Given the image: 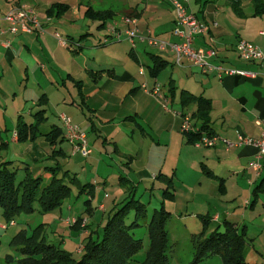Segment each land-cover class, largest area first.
<instances>
[{
  "label": "rangeland",
  "instance_id": "1",
  "mask_svg": "<svg viewBox=\"0 0 264 264\" xmlns=\"http://www.w3.org/2000/svg\"><path fill=\"white\" fill-rule=\"evenodd\" d=\"M107 1L105 6H97V8L115 7L117 11L121 9L118 5L116 6L120 0ZM31 3L29 0L22 4L35 8V2L33 5ZM219 3L225 6L226 0H219ZM243 4L245 10H253L252 0H243ZM53 5L39 4L38 11L35 8L40 21H45L49 16L53 18L52 25L50 28L47 27L50 30L47 29L48 31L45 32L54 36L58 42H60L59 39L68 41V45L70 42L67 34H71L68 30H72L76 38L83 33L84 38L88 37L90 40L86 41V47L82 50L84 55L91 60L90 64L94 65L95 71L104 69L109 62L102 55L107 46L111 44L129 46L126 41L129 39L124 27L122 28L124 38L115 39L111 35L113 32L110 25L105 28L101 25L102 21L99 24L98 21L86 18L81 22L70 21L63 17L58 18L56 14L60 9H54ZM254 16L260 17V15ZM91 29L94 34H87V31ZM55 32L59 34V37L54 34ZM138 36L135 39L136 44L143 43ZM106 39H109V42H106ZM23 40H26V36H23ZM20 41V47H17L18 51L12 66L3 62L0 57V161H7V159L12 161L11 168L18 169L17 181L23 179L27 171L34 176H42V186L47 185L51 180L52 170L50 169V171L49 167H57L56 175L59 177H62L68 170L70 173L65 182L72 188L62 202L51 210L40 211L38 203L35 202V212L20 213L14 217L16 225H10V221L4 216L0 206V264H16L15 261L8 263L5 260L9 254L18 257L16 248L11 246L12 237L20 229L25 228L27 232L31 233L37 226L44 227L43 236L47 242L54 243L79 258L90 230L94 231L93 235L97 238L109 216L131 197L147 205V216L145 220H140V226L132 229L136 238L143 239V248L134 256L130 264H139V261L144 259L149 245L147 224L151 221L154 210L162 208L163 212L169 211L172 214L166 226L170 233L171 251H168V254L171 264H188L192 260L193 249L189 236L192 232L201 231L203 221L200 219L211 217L209 230L213 231L218 227L219 231H224L226 210L232 215L229 219L240 221L234 223L240 232L246 231L244 260L248 264H264V191L257 189L258 193L255 194L256 185L252 194L249 191L250 194L248 193V197L245 198V196H236L234 190L226 189L223 186V179L220 180L217 177L218 183L220 184L221 181L222 184L220 186L215 184L213 179L205 175L200 165L201 157L195 150L180 155V149H178L176 154H173L174 156H150L147 161L133 162V158L124 153L135 149L134 142L139 138L136 126H127L126 123L129 122L127 119L105 121L103 124L101 121H97V117L105 120L100 116H96L93 120L88 119L87 124L80 127V130L86 134L87 146L91 149L88 155H84L82 151H75L68 140L45 144L38 140L36 142L43 155L34 158L26 151L30 141L13 142L12 136L19 120L29 123L36 122L35 114L39 110V106L45 105L46 109L43 114L47 118L39 124L38 138H44L42 133L48 132L54 123L59 124L64 134H67L66 124L60 118L61 114L68 115L73 123H79L78 125L82 124L81 120H87L86 117L94 114L89 108L88 102H84V95H82V102L81 98L77 97L75 104L62 105L64 94L71 97L67 87L80 91L79 83L74 86V82L70 80L66 85L64 84L68 73L62 72V75L56 73L54 77L57 82L51 83L45 74L49 70L57 72L58 70L54 68L43 69L37 64L36 75L33 74L32 68H28L26 71L25 61L27 59L35 61L36 56L42 52H40V44L33 45L27 40L26 42L30 44V49H27L23 46L22 37H20ZM79 44L80 42H74L70 49L72 51L78 49ZM145 44L147 43L145 42ZM21 47L23 51H21ZM142 48L146 52L145 48L147 47L142 46ZM147 49L148 52L160 53L158 47L151 46ZM161 53L170 55L169 50ZM94 56L96 57L94 58L95 62H92ZM75 57H78V54ZM144 58L142 66L148 72V66H151L152 62L147 54L144 55ZM177 70L176 66L170 64L159 78L168 83L170 71H174L173 77L179 78L176 74ZM82 72L84 75L88 74L84 68ZM196 72L199 77H202L199 71ZM44 92L48 93L50 99L47 98L44 105H41L40 99ZM89 122L90 124H88ZM181 130L185 134H190L189 131L193 130V126L188 131L181 126ZM199 140H195L194 146L209 147L204 144H196ZM6 142H9V145H6ZM142 169L147 170L150 175L140 172ZM75 175L78 180L73 183L69 178ZM131 193L132 196H130ZM245 201L250 204L248 205V202L245 204ZM101 203H105L106 212L96 211ZM253 204L255 205L252 206ZM214 213L220 215V220H212L215 216ZM78 217L87 220V229L74 227L73 222H67L68 218L73 220ZM138 217V208L131 207L126 214V223L130 224ZM2 225H7L8 228L4 229ZM202 264H222V260L219 255H216L207 263Z\"/></svg>",
  "mask_w": 264,
  "mask_h": 264
},
{
  "label": "crops",
  "instance_id": "2",
  "mask_svg": "<svg viewBox=\"0 0 264 264\" xmlns=\"http://www.w3.org/2000/svg\"><path fill=\"white\" fill-rule=\"evenodd\" d=\"M25 1L29 0H0V17ZM179 1L185 4L190 12L195 13L199 19L207 23L206 30L195 36L193 44L196 47L201 46L214 51V54L208 57L211 63L223 65L225 68L255 72L256 75L246 77L223 74L220 77L214 72L205 74L186 60L183 61V65H178L176 56L171 51H169L170 55L161 53L167 50H160V53L148 52L147 48L151 46H146L144 41L140 43L141 46H139L140 44L132 46L128 40L126 41L130 47L126 44L107 46L102 55L109 62L104 69L100 70L101 72L95 71L94 65L90 64L91 60L84 55L82 50L86 47V41L90 40L88 37L84 38L85 35L82 33L76 38L74 32L68 30L71 33L67 34L69 46L74 45L76 41L81 45L79 49L72 51L69 46L62 45L54 36L45 32L47 29L50 30L53 18L49 16L45 21H40L38 15V20L44 31L35 30L34 33L20 31L14 34L8 29L10 23L0 18V57L3 62L12 66L18 51L17 47H20V37H22L23 46L27 49H30L29 42L33 45L40 44L42 53L36 56L35 61L31 59H27L28 62L25 61L26 71L28 68H32L33 74L36 75L38 64L43 69L58 70L57 72L50 70L46 72L45 75L51 83L57 82L54 76L56 73L62 75V72L68 73L65 85L70 80L74 82V86L80 83L79 92L74 88L67 87L71 97L65 94L62 97V105L65 106L75 104L77 97L81 98L82 102V95H84V102H88L89 108L94 114L86 117L87 120H81L82 124L79 127L87 124L88 119L93 120L96 116L105 118V120H101L97 117V121L99 120L103 124L105 121L127 119L129 122L126 125L136 126L139 132V138L134 142L135 149L124 153L129 154L133 158V162L147 161L150 156H174L173 154H176L178 149H180V155L195 150L201 157L200 165L208 178L213 179L219 186L222 182L220 181L219 184L216 178L223 179V186L226 189L234 190L236 196L247 198L249 191L252 194L255 186L264 178V157L261 159L262 171L257 174L250 167L251 160L257 154V148L253 145L239 144L238 137L243 135L258 138L261 135L262 125H258L257 121L264 120V58L260 61L243 60L236 46L241 39H247L260 46L264 53V17L254 16V8L252 11H247L244 4L242 5L243 13L239 15L227 4L225 6L220 4L219 0L209 2L207 0ZM31 2V5L35 2L34 6L37 11L39 4H67L69 6L67 11L56 14L58 18L63 17L79 22L86 18L98 21L99 24L102 21L101 24L105 22L103 25L105 28H108L109 25L110 27L117 26L121 38H124L122 28L127 27V23L124 22L125 17L136 18L137 25L142 32L150 33L153 37L167 42L183 40L180 35L174 34L175 29L187 31V27L177 19L172 0H120L119 3H116V6L121 8L119 11L115 7L97 8V6H105L108 3L107 0H31ZM113 5L115 6V4ZM89 7L95 11H112L113 18L107 21L92 18L86 13ZM35 8L32 7L37 12ZM87 34L93 35L94 33L91 29L87 31ZM23 36H26V40H23ZM4 40H9L10 44L5 45ZM27 40H29L28 43ZM142 46L147 47L145 48L147 53L143 51ZM20 49L23 51L22 47ZM76 54L78 57H75ZM145 54L152 62L151 66L154 63L155 55L161 56L163 60L167 61V65L156 76H152L150 66H148V72L142 66ZM94 58L96 57L92 58V62H95ZM170 64L178 68L175 72L179 78L173 77L174 71H170L168 83L163 82L159 76ZM83 68L88 73L87 75L83 74ZM196 71H199L202 77H199ZM43 94L50 99L47 92ZM200 99H208L210 107L199 111ZM39 107V110L46 109L45 105ZM183 112L193 115L191 119L192 131L217 136L218 140L214 146H194L195 137L185 134L181 130ZM54 125L62 128L59 124L54 123L51 129ZM14 132H17V128ZM46 133H42L44 138L37 136L36 139L28 141H19L17 134L14 133L12 141L15 143L30 141L26 151L35 158L43 155L36 141L40 140L44 144L50 143L46 139ZM227 142H230L231 145L229 146ZM5 144L9 145V142ZM140 172L150 175L147 170L142 169ZM247 202L245 201V204ZM249 204L250 202H248ZM99 205L96 211H107L105 203ZM228 212L225 211V221L240 222L238 219L236 221L229 219L232 215ZM171 215L169 219L172 217ZM207 218L208 223H205L203 218L200 219L203 221L200 232H202L204 224L208 225L206 231L208 235L212 231L209 230L211 217ZM212 220H220V215L216 214ZM200 232H192L189 236L193 256L195 252L194 235H198ZM170 247L169 245L168 251H171ZM213 256L216 255L209 256L199 264L207 263ZM169 264H171L170 256Z\"/></svg>",
  "mask_w": 264,
  "mask_h": 264
},
{
  "label": "trees",
  "instance_id": "3",
  "mask_svg": "<svg viewBox=\"0 0 264 264\" xmlns=\"http://www.w3.org/2000/svg\"><path fill=\"white\" fill-rule=\"evenodd\" d=\"M209 1L215 0H207V2ZM226 4L237 14L243 13V0H226ZM252 4L254 15L264 17V0H252ZM68 7L67 4L60 3L53 5L54 9L61 8L57 14L67 10ZM86 13L92 18L103 21L113 18V12L108 10L95 11L89 7ZM77 47L79 49L81 45L79 44ZM153 59L154 63L150 66V73L152 76H156L167 65V61L158 55H155ZM46 99L47 96L42 95L40 104L44 105ZM208 107H210L209 100L200 99L199 111ZM43 111L44 109H40L35 114L37 117L36 122L27 123L24 120H19L17 125L19 141L37 138L39 124L47 118L44 116ZM41 118L42 120H40ZM189 132L195 137L194 141L201 139L203 136V134L195 131ZM45 136L50 143L68 140L62 128L57 125H54ZM11 165V160L0 161V206L3 209L4 216L10 222L20 213L35 212V202L38 203V210L40 211L55 208L71 191L72 187L65 182L70 173L68 170L65 171L62 177H59L56 175L58 168L49 167V170H52L51 180L47 185L42 186L43 177L34 176L29 171L26 172L23 179L17 181L18 169L11 168ZM69 180L75 183L78 178L75 175L71 176ZM257 189L264 191V178L256 186L255 194L258 193ZM130 196H132V193ZM135 206L138 208L139 217L127 224L126 214L131 207ZM162 210L163 208L155 209L151 221L147 224L149 245L144 259L139 261V264H169V233L166 224L171 214L169 211L163 212L164 210ZM146 211L147 205L133 197L125 201L119 209H116L109 216L97 238L93 235L94 231L90 230L79 258L74 257L71 252L62 249L60 246L47 242L45 236H43V226L35 227L31 233L27 232L25 228L20 229L11 240V246L16 248L18 257L9 254L5 260L8 263L15 261L16 264H130L134 256L143 248V239L136 238L132 229L141 225L140 220L146 219ZM203 220L208 223V218H203ZM82 221L83 218L78 217L72 225L87 229L88 223L82 226ZM224 228V231H219L217 227L207 235L208 225L204 224L202 232L194 235L195 252L190 264H199L211 255H219L223 264H248L243 258L246 231L240 232L238 226L230 221L225 222Z\"/></svg>",
  "mask_w": 264,
  "mask_h": 264
},
{
  "label": "built area",
  "instance_id": "4",
  "mask_svg": "<svg viewBox=\"0 0 264 264\" xmlns=\"http://www.w3.org/2000/svg\"><path fill=\"white\" fill-rule=\"evenodd\" d=\"M174 9L177 15V19L180 23L187 27V31H181L178 28L174 30L175 35H180L183 40L181 42H167L165 40L153 37L150 33L142 32L138 25L137 19L133 17H125L124 22L127 23L125 33L128 36L132 46L136 45V37L141 41L146 42L148 45L158 47L160 50H169L176 56V63L183 65V61L186 60L192 65L198 67L203 73H217L220 77L223 74L240 75L246 77H253L256 75L255 72H249L245 70L235 68H225L220 64H213L208 60V57L214 54L212 49L205 47H196L193 44L196 35L204 32L207 27V23L197 17V15L188 10V7L180 2L179 0H172ZM3 19L7 20L9 25V31L16 34L20 31L27 33H34L37 31H44L43 26L40 24L36 12L26 4H18L9 10ZM115 39L120 38V30L117 26L110 27ZM55 35L59 37V34L55 32ZM60 43L64 46H69L68 41L59 39ZM109 39H106L108 41ZM5 45H9V40H4ZM240 57L246 61H260L264 58L263 50L260 46L254 42L241 39L236 46ZM158 90V88H157ZM183 122L182 128L184 130H190L192 127L191 119L192 114L189 112L182 113ZM60 118L64 121L67 127L66 138L73 145L75 151H82L84 155H88L91 149L87 146L86 134L80 130L78 124L73 123L72 119L66 115L61 114ZM258 125H262L261 135L258 138L239 135L238 143L253 145L257 148V154L250 162V167L257 173L260 174L262 171L261 159L264 157V120L257 121ZM17 134V132H15ZM218 138L215 135L204 134L196 144H204L207 146H214ZM230 146L231 143L227 142ZM76 219H67V222H75ZM15 221L12 220L10 225H14ZM87 224V220L83 219L82 226ZM2 228L6 229L7 225H2Z\"/></svg>",
  "mask_w": 264,
  "mask_h": 264
}]
</instances>
